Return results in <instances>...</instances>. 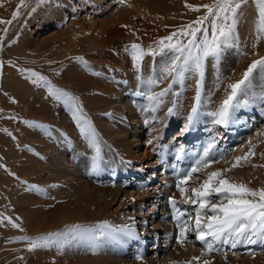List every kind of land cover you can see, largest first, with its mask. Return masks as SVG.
<instances>
[{
	"label": "rangeland",
	"instance_id": "obj_1",
	"mask_svg": "<svg viewBox=\"0 0 264 264\" xmlns=\"http://www.w3.org/2000/svg\"><path fill=\"white\" fill-rule=\"evenodd\" d=\"M86 1L90 4L86 2L87 5H84L83 0H67L69 4L65 9L56 12L52 10L46 17L51 9L48 8L57 5L60 0H24L23 4L20 3L19 7L12 11L13 14L18 10L16 19H12L11 15L8 20H2L7 13L1 9L0 4V20L5 21L0 23V103L7 102V109L0 104V264H28L23 258L19 259V256L24 257L38 249L30 250L29 241L51 233L64 235L52 238V242L44 246L45 249L54 250L46 255L53 259H43L36 264H65L62 260L58 262L60 259L57 258V250L48 248L50 244L70 253L76 264H264V245H260L262 242L264 244V238L261 236L255 246L240 242L237 247L232 248L230 243H218L216 247L219 251L209 252L204 244L196 239L194 229L198 204L184 203V200L191 196L192 189L198 188L209 173L216 171L222 173L219 178L230 183L258 189L250 183L253 179L252 170L258 171L257 166L264 170V93L253 91L255 89L252 84L259 68L253 71L242 86L245 91L238 94L241 108L247 107L248 112L253 111L250 116L254 115L253 118L248 119L245 109L238 114L239 106L233 114L234 124L230 121L226 127L216 123L212 125L207 119L209 114L204 116L207 113L203 110L207 96L204 90L207 88L208 71L216 70V73H213L221 80V85L217 84L218 89H212L211 94L214 95H210L212 110L214 107L220 108L221 102L230 94L229 85L243 79V73L249 65L264 57V37L257 42L258 13L254 0H236L240 7L235 15L233 39L229 44L221 46L218 56L205 59L202 78L196 72H188L185 78L188 74L190 79L194 76L193 80L186 78L182 84L173 83L171 76L162 75V68L171 54L167 53V50L161 53L159 41L205 15L206 9L201 7L200 11H193L186 7V4L195 7L212 4L214 0ZM91 3L95 5L94 8H90ZM140 11L145 12L143 16H140ZM128 14L138 15L142 20L138 24L129 23L125 21V15ZM9 20L12 22L6 23ZM120 23L122 34H114L112 30ZM134 27L138 28L137 31ZM107 28H110L109 31ZM140 31L158 32L160 35L151 40H144L141 38L144 34ZM108 32L112 46L104 48L105 55L96 56V52H101L96 48L97 40L108 35ZM188 38L177 36L173 38V42L179 39L186 43ZM134 43L140 45L143 51L146 49V54L139 64L145 62L146 65L147 58L156 64L159 59L160 66L156 65L161 67V71L158 73H162L160 76L164 78H155L159 81L155 85L147 84L152 92L149 88H146L148 92L144 93V87H141L143 90L140 89V92L132 86L129 87L132 90L129 94H137V97L130 99L134 110L127 121L113 110L103 109L98 112L96 109H90L91 105L86 103L85 95L91 98L104 96V91L98 86L100 84L97 85L95 81L103 77L105 82H111L108 78L106 81L105 76L111 74V71L109 68L104 69L105 65L107 66L109 60L116 63L119 54L129 56L130 46ZM106 59L108 62L103 64ZM162 60H165V63ZM245 60L247 64L237 70ZM226 66L231 69L229 72ZM31 72L38 73L56 89L75 97L76 105L95 133V141L91 134L81 133L77 119L73 117L74 109L62 100L52 97L43 81L33 83L36 78L31 76ZM122 73L120 71V77L122 75L124 79L126 74ZM78 83L84 86L80 87L82 85ZM169 84H172V87L167 94L158 96V93L168 89ZM153 86L156 91L151 88ZM198 90L200 100L197 105ZM153 96L157 99L150 100L149 97ZM251 99L252 102L255 101L254 104L250 102ZM194 106H197V114L189 124L188 117L192 115ZM169 109H172L171 113ZM214 109L213 111L218 110ZM235 115L247 116L240 117L241 127L235 126L237 120H240H236ZM186 117L188 131L193 130L195 139L192 137L187 140L188 136L184 138L186 132L181 130V126ZM64 120L73 128L68 124L64 125ZM50 129L58 130L55 131L58 137L61 135L60 131H70V137H76L82 145L68 146L67 157L61 159L70 169L66 179L58 176L46 186L36 185L23 178V171L26 176H30L38 175L40 169H44L45 166L41 165L45 150L42 151L40 144H57L49 137ZM228 131L236 133L230 138V132L225 134ZM138 138L145 142L144 147L147 142L150 145L159 140L160 143L157 149H152L154 158H149L142 166L136 153L129 157L132 144L140 141ZM213 140L215 147L210 150V157L215 162L193 174L185 186L186 193L182 196L176 188L177 182L183 176L182 169L185 166L189 170L195 160L203 154V148ZM177 155L188 156V161L184 158L179 160ZM32 156L37 160L33 166L37 167L35 170H29L32 168L28 166L30 173L25 169L27 166L24 167V162L29 161ZM237 158H240L239 161ZM150 161L153 165L149 167ZM234 164L237 166L233 167ZM167 166L172 170H168ZM127 170L131 172L130 177L123 176ZM130 190L139 193L145 191L146 195L137 193L138 196L133 197L129 193ZM70 200L72 205L69 206ZM171 200H175L178 208L182 211L185 209L187 213L188 221L180 222L188 225L186 238L180 235L177 213ZM45 201L49 203L46 208L40 206ZM25 203L28 209L26 206L24 208L28 212L20 213V205ZM217 203H220V198L212 194L209 207ZM203 211L207 212V209ZM104 222H107L110 228L104 230L105 234L102 235L98 226ZM201 222H205L203 218ZM13 223L19 227H13ZM29 223H33L36 235H31ZM77 225L85 228L92 238L95 237L92 242L96 247L89 242L84 230H69ZM161 236L167 238V242ZM23 237L28 239H21Z\"/></svg>",
	"mask_w": 264,
	"mask_h": 264
},
{
	"label": "snow or ice",
	"instance_id": "obj_2",
	"mask_svg": "<svg viewBox=\"0 0 264 264\" xmlns=\"http://www.w3.org/2000/svg\"><path fill=\"white\" fill-rule=\"evenodd\" d=\"M123 2V0H120ZM257 8L258 17L256 20L257 42L264 37V0H254ZM23 4V0H21ZM190 10L200 11L201 7L206 9L205 15L198 17L197 20L191 22L179 32H174L171 35L159 41L161 53H170V59L162 68L165 77L171 76L173 83H183L185 74L188 72H196L203 77L204 61L209 56H218L221 46L227 45L233 39L234 28L236 24L235 15L240 4L236 0H214L212 4H204L202 6L185 5ZM18 10L12 14V19L18 16ZM230 21V22H229ZM9 20L6 23H11ZM0 23L5 21L0 20ZM195 25V26H194ZM206 25V26H205ZM200 34L199 36L197 34ZM177 36L189 37L187 42L177 39L173 42V38ZM131 56L134 66L139 68V61L145 55L143 49L138 44H132ZM128 51V49H125ZM166 53V54H167ZM155 55V53H152ZM264 71V57L254 60L243 73V79L234 84L229 85L231 92L220 105L219 110L212 115L216 117L214 123L224 125L225 127L233 118L235 110L240 106L238 94L243 90L242 86L246 84L250 75L255 69ZM31 71V70H29ZM31 76L35 77L32 82H44L48 88L49 94L57 100H62L69 104L73 109V117L77 119L82 134H91L95 141V133L91 130V126L80 108L76 105L75 97L70 93L56 89L43 76L36 72H31ZM151 84H156L155 79L150 80ZM199 85V82H198ZM172 84H169L168 89H164L157 95L162 97L167 94ZM150 100L157 99L156 96L149 97ZM200 93L197 91L196 102L199 104ZM155 111V109H153ZM172 109H169V113ZM197 114V106L192 108V115L188 117L189 124L192 123L193 117ZM147 122V121H146ZM188 126H185V131ZM215 147V142L210 141L203 148V154L195 160L191 168L183 173L182 178L177 182L176 188L184 196L186 193V185L193 177L194 173L201 170L202 167H207L210 163L215 162L210 157V150ZM99 149L97 148V152ZM180 157H178L179 159ZM238 161L240 158H237ZM237 165H233L236 167ZM222 177L220 171L211 172L207 179L198 187L192 189L191 196H188L184 203L198 204L195 213V233L196 239L201 241L209 252L219 251L216 247L218 243L229 244L232 248L237 246V243L247 242L255 243L254 236L264 235V188L252 189L244 184L230 183L228 180L219 178ZM199 178V177H197ZM219 178V179H216ZM212 194H216L220 198V203L211 204L209 207V198ZM172 207L177 213L176 219L180 221L181 217L187 215L186 211L177 208L176 201L171 200ZM207 209L206 211H203ZM211 213L210 215L208 213ZM202 218L204 223L202 224ZM11 223V219L9 218ZM2 223V221H0ZM13 227H19L17 224H12ZM101 234H105L104 230L109 229L107 222L98 226ZM180 235L186 238L188 225L186 223H178ZM81 226H73L70 231H78ZM131 234V231H128ZM64 235V233H51L45 237H37L29 241L30 250L48 244L52 238ZM210 238V239H209ZM21 239H28L23 237ZM95 237L93 236V240ZM199 259V258H195ZM207 264V262H205Z\"/></svg>",
	"mask_w": 264,
	"mask_h": 264
},
{
	"label": "bare ground",
	"instance_id": "obj_3",
	"mask_svg": "<svg viewBox=\"0 0 264 264\" xmlns=\"http://www.w3.org/2000/svg\"><path fill=\"white\" fill-rule=\"evenodd\" d=\"M23 2H24V0H23ZM83 2H84V5H87V4H90V3H88V1H86V0H83ZM86 2H87V4H86ZM21 3V0H0V4H1V9L3 10V11H6V15L4 16V18L2 19V20H8L9 18H10V16L12 15V11H14L15 10V8H18L19 7V4ZM22 4V3H21ZM69 4V2L67 3V0L65 1V0H60V2L57 4V5H55V6H51V7H49L48 9H50L49 10V12H47V14L45 15L46 17H48L49 15H50V11H52L53 10V12H56V11H61V10H63V9H65L66 7H67V5ZM82 5V4H81ZM95 7V5L93 4V3H91V7L90 8H94ZM84 8V7H83ZM158 12V11H157ZM140 13H141V15L140 16H143V14L145 13L144 11H140ZM88 15H89V12L87 13ZM2 15V14H1ZM146 15V14H145ZM160 17H162L163 15H159ZM155 17V16H154ZM167 17V16H166ZM143 18V17H142ZM163 18H165V16L163 17ZM142 19H141V17H139L138 15H133V14H128V16H126L125 15V21H128L129 23H135L136 24V22H137V24H138V22L140 23V21H141ZM117 21V20H116ZM121 22V21H120ZM127 22V23H128ZM122 23V22H121ZM121 23L119 24V25H117L112 31H113V33L114 34H118V33H121V31L123 30L122 29V27L120 26L121 25ZM133 23V24H134ZM141 25V24H140ZM166 25V24H165ZM120 26V27H119ZM163 26V25H162ZM133 27V26H132ZM108 29V31H109V29L110 28H107ZM134 30L136 29V27H134L133 28ZM138 29V28H137ZM137 29H136V31H137ZM139 31V30H138ZM164 31V30H163ZM165 31H166V29H165ZM154 32V31H153ZM140 33L141 34H144V36L143 37H141V38H143L144 40L145 39H150L151 40V38H155L157 35H160V34H158V32H154V33H152V32H147V31H145V33H142L141 31H140ZM101 34V33H100ZM99 34V35H100ZM122 34V33H121ZM120 34V35H121ZM108 35H109V32H108ZM107 34L106 35H104V36H102L101 37V39H99V40H97V43H98V46L96 47V48H98V51L100 50L101 52H96V56H101V55H105V52H103V50H104V48H107V47H111L112 46V44L110 45V43L112 42V39H111V36L109 35L108 36ZM121 37H123L122 35H121ZM156 44V43H155ZM152 45H154V44H152ZM151 45V46H152ZM145 46H147V45H145ZM247 48V47H246ZM109 49V48H108ZM145 51H146V49H145ZM144 51V52H145ZM78 52V51H77ZM155 52V51H154ZM93 53H95V52H93ZM130 53V52H129ZM123 54V53H122ZM146 54V53H145ZM151 54V53H150ZM112 55V54H111ZM131 55V54H130ZM130 55L128 56V55H121V54H119L118 55V58L116 59L117 60V62L116 63H113V62H111L108 58V60H109V62H108V60L107 61H105L103 64H105L106 62H108V63H111V64H108L107 63V66L105 65V67H104V69H106V68H109V71H111V74L110 73H108L109 75H106L105 77H106V81H107V78L108 79H110V80H112L111 82H105L104 81V79L105 78H103L102 77V79H101V77H100V79L99 80H97V81H95V83H97V85L98 84H100V85H98V86H100V88L104 91V96H102L101 98L100 97H98V98H91V97H87L86 95H85V100H86V103H88V104H90L91 106H89V108L90 109H92V110H94V109H96V111H98V112H101V111H103V109H105V110H113L114 112H117V115H118V113H119V117L120 118H122L123 120H125V121H127L128 120V116H130V114L132 113V111L134 110L133 109V107L131 106V100L130 99H134V98H136L137 97V94H129L130 93V91H132L129 87L130 86H132L133 87V89H138V92H140L141 90L140 89H142L141 87H144L145 88V92L144 91H142V92H144V93H146V91L148 92V90H146V88H149V91H151L152 92V89H150V86L149 87H147V84H149V85H153V84H151L150 83V80H152V79H155V78H161V79H163L164 78V76H160L161 74H159L158 72H160L161 70V67H159L160 66V63H159V59H158V61H156L157 63V65H159L158 67H157V65L156 64H153L152 63V61H148V58H147V60H146V65H144L145 64V62L144 63H142L140 66H139V68H137L136 66H134V67H132L133 65H134V62H133V59H132V57H130ZM117 56V55H116ZM92 57H95V56H92ZM147 57V56H146ZM152 59V58H151ZM247 59V58H246ZM115 60V61H116ZM131 62H130V61ZM163 61V60H162ZM140 62V61H139ZM164 63H165V60L163 61ZM130 63H132V64H130ZM222 63V62H221ZM247 64V61L245 60L244 62H242L241 64H240V66H238V68H237V70H239L240 68H243L245 65ZM156 65V66H155ZM104 66V65H103ZM144 66V67H143ZM204 66H205V64H204ZM217 66V65H216ZM220 66V65H219ZM234 66V65H233ZM119 67H121V69L119 68ZM129 67H132V68H129ZM227 67V66H226ZM228 67L230 68V65H228ZM228 67H227V69H228ZM225 68V67H224ZM226 69V70H227ZM207 70V69H206ZM229 70H231V69H228V71L227 72H229ZM105 71V70H104ZM120 71H122L123 73V75L124 74H126V75H124L125 77H124V79L122 78V75H121V77H120ZM211 71V70H210ZM208 71V78H207V76H206V78H207V80H206V82H207V88H206V90H204L205 92H206V102L204 101V104H203V110H205L206 111V113L207 114H205L204 116H207L208 114V116H207V119L209 120V122L211 121V123H212V125H213V123H214V120H215V117H212V114L213 113H216L219 109V107L218 108H215V109H218L217 111H213V109L211 110V108H212V103H210L211 101H210V95H214L213 93L211 94V92H212V89L213 90H215L214 88H217L218 89V85L217 84H220V79H219V77H217V76H215L216 74H214L213 72H215L216 73V70L215 71ZM206 72V71H205ZM238 72V71H237ZM233 73V72H232ZM105 74H107V73H105ZM234 74V73H233ZM237 74H239V72L237 73ZM162 75H164V74H162ZM191 75L193 76V73H191ZM189 76H188V74L186 75V78H188ZM194 77V76H193ZM192 77V78H193ZM243 77V76H242ZM185 78V79H186ZM191 78V79H192ZM196 78V77H195ZM188 79H190V78H188ZM190 79V80H191ZM156 81H158L157 79H155ZM166 80V79H165ZM193 80V79H192ZM161 81V80H160ZM194 81H195V79H194ZM227 81V80H226ZM101 82H103V83H101ZM159 82V81H158ZM192 83V82H191ZM193 83H195V82H193ZM78 84H80V83H78ZM161 84V83H160ZM230 84V83H229ZM252 84H254V89L255 90H253V91H259V92H261V93H264V71H262L261 69H259L258 70V73L256 74V75H254V78H253V83ZM251 84V85H252ZM80 85H82V83L80 84ZM79 85V86H80ZM155 85V84H154ZM168 85V84H167ZM194 85V84H193ZM221 85V84H220ZM248 85V84H247ZM250 85V84H249ZM84 85H82V86H80V87H83ZM126 86H128V87H126ZM87 87V86H86ZM99 88V87H98ZM151 88H154V90L153 91H156L155 90V87L153 86V87H151ZM225 88V87H224ZM252 88V87H251ZM251 88H249V89H251ZM162 89V88H161ZM253 89V88H252ZM143 90V89H142ZM242 91H245V89L244 90H242ZM250 91V90H249ZM204 92V93H205ZM248 92V91H247ZM246 92V93H247ZM251 92H252V90H251ZM88 94V93H87ZM249 94V93H248ZM253 94V93H252ZM251 94V95H252ZM124 95V96H123ZM216 95V94H215ZM255 95V94H254ZM19 96V95H18ZM93 96V95H92ZM87 97V98H86ZM96 97V96H95ZM246 97V96H245ZM258 97H260V96H258ZM26 98V97H25ZM203 98H205V97H203ZM247 99H249L248 97H247ZM253 99V98H252ZM252 99L250 100V102H252ZM255 99V98H254ZM260 99V98H259ZM26 101V100H25ZM131 101V102H130ZM258 101V100H257ZM260 101V100H259ZM264 101V100H263ZM242 102V101H241ZM253 102H255V101H253ZM252 102V104H254ZM7 103V102H6ZM6 103H4L3 101L0 103L1 104V106H3L5 109H7L6 108ZM222 103V102H221ZM258 103V102H257ZM29 104V103H28ZM244 104V103H243ZM242 104V106H244ZM220 105V104H219ZM0 106V107H1ZM253 106V105H252ZM260 106V105H259ZM8 107V106H7ZM254 107V106H253ZM252 107V108H253ZM107 108V109H106ZM181 108V107H180ZM179 108V109H180ZM247 107H245L244 109L245 110H247L246 109ZM256 108V107H255ZM254 108V109H255ZM260 108V107H259ZM258 108V109H259ZM45 109H46V107H45ZM88 109V108H87ZM214 109V110H215ZM239 109V113L238 112H236V113H238V114H240V112L242 111V112H244L245 110L244 109H242L241 108V106L238 108ZM257 109V108H256ZM262 110V109H261ZM180 111H181V109H180ZM211 111H213V112H211ZM177 112H179V111H177ZM182 112V111H181ZM245 112H247V116H249L248 117V119H251V118H253V116L252 117H250L252 114V112H248V110L247 111H245ZM180 113V112H179ZM212 113V114H211ZM258 113H260V112H258ZM261 115H262V111H261ZM247 116H239V115H235L234 117L236 118V120L237 119H240V117H246L247 118ZM203 117V116H202ZM50 118H51V116H50ZM162 118V117H161ZM234 118V119H235ZM127 119V120H126ZM136 119V118H135ZM233 119V118H232ZM242 119H244V118H242ZM52 121V120H51ZM65 121V120H64ZM136 123H138L139 122V120H134ZM133 121V122H134ZM201 121H203L204 122V120H202L201 119ZM232 121V123H233V120H231ZM238 122H236V121H234V122H236V124H235V126L237 125V127H241V122H242V120L240 119V120H237ZM184 124L181 126L182 127V131H184L185 130V126L187 125V117L185 118V120H184ZM243 123H245V122H243ZM63 124L64 125H67L68 124V126L70 127L71 125L69 124V123H67L66 121L65 122H63ZM132 124V123H131ZM234 124V123H233ZM185 125V126H184ZM248 125V124H247ZM230 126H232L231 124H230ZM109 127V126H108ZM200 127H203L202 125H200ZM68 127H66V129H67ZM71 128H73V126H71ZM213 128H214V126H213ZM63 129H65V128H63ZM237 129H239V128H236V130ZM241 129V128H240ZM239 129V130H240ZM61 130V129H60ZM235 130V131H236ZM50 133H51V135H49V137H50V139H52V141H55V142H57V144H55V145H51V144H47V143H41V142H43V140H40L41 142V144H40V147H41V149H42V151L43 150H45V153H47V154H49V155H47V154H43L42 156H43V164L41 165V167L42 166H45L44 167V169L42 170V169H40V173L38 174V175H34V174H30V176H29V174H28V176H26L27 174H25V172L23 171V174H24V179L25 180H28L30 183H35L36 185H42V186H46L48 183H51V182H53V181H55L56 180V178L58 177V176H62V179H66L67 178V176L69 175V171H70V169L69 168H67L66 167V163L65 162H61V159L62 158H64V157H67L66 156V154H67V152H68V150L69 149H67L68 148V146L69 147H71V146H79L81 143V141L79 142V140H77L76 139V137H74V139L72 138V137H70L71 136V132L70 131H67L69 134H67V132L65 133H63V130L62 131H60L61 132V135H60V137H58L57 135H56V133H55V131H58V130H56V129H54V130H52V129H50ZM72 131H73V129H72ZM224 131H226V129H224ZM235 131H232V133L230 132V131H228V132H225V134H228L229 132L231 133L230 134V138L232 137V134L233 133H236ZM186 132V135H184V138L185 137H187L188 136V138L187 139H189V138H192L195 134H193V130H190V132L187 130V131H185ZM113 135H114V132L112 133ZM140 141L139 142H136V143H133L132 144V148L129 150V152H130V156L129 157H132V154H137V159H139V162H140V166H142L143 164H145L147 161H149V158L150 159H152V158H154V150H152V149H157L158 148V145L160 144L158 141L157 142H152V144H148V142H147V145L144 147V145H145V142H143V140L142 139H140V138H138ZM137 139V140H138ZM31 140V139H30ZM46 141V140H45ZM73 141V142H72ZM185 141V140H184ZM184 141H183V143H184ZM34 142V141H33ZM38 142H39V140H38ZM71 143V144H70ZM182 143V144H183ZM69 144V145H68ZM82 145V144H81ZM183 145H185V144H183ZM61 147V148H60ZM139 147H142V148H139ZM151 147V148H150ZM157 147V148H156ZM22 148V147H21ZM139 148V149H138ZM160 150V149H159ZM27 151V150H26ZM128 152V151H127ZM158 152V151H157ZM25 155H27V154H25ZM58 155H61V157L59 158L58 157ZM28 157H29V154H28ZM34 156H32V158L31 159H29V161H27V162H24V167L25 166H27V168H25L28 172H30L31 173V171H29V170H35L36 168L35 167H37V166H33V165H35V161H37L36 159H34L33 158ZM30 158V157H29ZM41 158V157H40ZM27 159V158H26ZM40 164H41V162H40ZM39 164V165H40ZM37 165H38V162H37ZM69 165V164H68ZM153 165V163L150 161L149 162V167L150 166H152ZM28 166L29 167H31L32 169H29L28 170ZM70 166V165H69ZM257 167H259L258 168V171H255V170H252L251 171V175L253 176V179H252V181H251V183H253V185L250 183V185L251 186H255L256 188H258V189H260V188H264V177H262V176H264L263 174H264V170L263 169H261V167L260 166H257ZM35 168V169H34ZM257 169V168H256ZM10 170V169H9ZM16 170H17V168H16ZM11 171V170H10ZM38 171V170H37ZM181 171V170H180ZM8 172V171H7ZM131 172L129 171V170H127L125 173H123V176H129V174H130ZM0 174H1V171H0ZM179 174V173H178ZM238 175V174H237ZM236 175V176H237ZM239 175H240V173H239ZM238 175V176H239ZM2 176V175H1ZM121 177V176H120ZM117 179L119 178V177H116ZM115 178V179H116ZM252 178V177H251ZM250 179V178H249ZM248 180V179H247ZM246 180V181H247ZM249 183V182H248ZM166 189V188H165ZM36 192V191H35ZM41 192V191H40ZM43 193V192H42ZM129 193H131L130 195L131 196H136L137 195V193H139V192H135V191H133V190H130V192ZM36 194L38 195L39 193L38 192H36ZM44 194V193H43ZM140 194H144V195H146V193H145V191H143V192H141V193H139V195ZM138 196V195H137ZM51 197H52V199H54V197L51 195ZM181 197V196H180ZM43 198V197H42ZM69 203V206L70 205H72V202H71V200L70 201H68ZM31 203V202H30ZM27 204H29V203H27ZM47 205H49V203L47 202V201H45L42 205L40 204V206H43V207H47ZM26 206V207H25ZM39 206V207H40ZM26 209H28V205H26V203L24 204V205H20V213H27L28 212V210H25V208ZM31 207V206H30ZM38 207V206H37ZM36 207V208H37ZM32 208V207H31ZM34 208V207H33ZM32 208V209H33ZM35 208V209H36ZM38 209V208H37ZM40 209V208H39ZM31 211V210H30ZM155 213H157V211L155 212ZM76 223H78V222H76ZM75 223V224H76ZM79 224V223H78ZM28 227L30 228V230L32 231V233H31V235H36L37 234V231L35 230V228H34V225H33V223H29L28 224ZM0 228L2 229V226H1V224H0ZM82 230H84L85 231V228H81L80 230H78L79 232L81 231L82 232ZM83 231V232H84ZM85 234H86V237H87V239L89 240V242H92L93 241V238L89 235V234H87L86 233V231L84 232ZM66 236V235H65ZM259 236H261L262 238H264V235H257V236H254L253 237V239L256 241L255 243H250V245H258V243H259V241L260 240H257L258 239V237ZM162 238H164L165 239V242H167V238H165L164 236H161ZM61 240V239H60ZM52 242V241H51ZM261 242H262V240H261ZM97 243V242H96ZM263 243V242H262ZM262 243H260V245L262 246V245H264V244H262ZM92 244V246H94L95 245V247H96V244L94 243L93 244V242L91 243ZM167 244V243H166ZM166 244H163V245H166ZM44 246H46V245H43V247L42 246H38V247H36V248H38V249H35V250H33V252L32 253H30V254H28V255H25L24 257H21V256H19V259H21V258H23V260L26 262V263H28V264H36L37 262H39V261H41V260H43V259H48V260H52L53 259V257L52 258H50L49 256H46L47 254H51V253H53L54 252V250H52V249H45L44 248ZM237 247V246H236ZM48 248H55L56 250H57V258H58V262H62L63 261V263H65V264H76L72 259H73V257H71L70 256V253H68L66 250H62L61 251V248H56V246L54 245V244H50L49 246H48ZM39 249H40V251H39ZM250 250H251V248H250ZM104 258V257H103ZM62 260V261H61ZM96 263H98V262H96Z\"/></svg>",
	"mask_w": 264,
	"mask_h": 264
}]
</instances>
